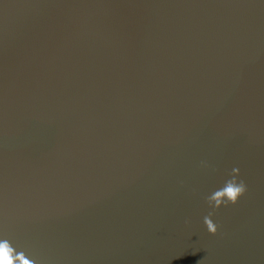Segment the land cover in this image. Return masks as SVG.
Returning a JSON list of instances; mask_svg holds the SVG:
<instances>
[{"label":"water","instance_id":"water-1","mask_svg":"<svg viewBox=\"0 0 264 264\" xmlns=\"http://www.w3.org/2000/svg\"><path fill=\"white\" fill-rule=\"evenodd\" d=\"M3 234L39 264H264V0H0Z\"/></svg>","mask_w":264,"mask_h":264},{"label":"clouds","instance_id":"clouds-1","mask_svg":"<svg viewBox=\"0 0 264 264\" xmlns=\"http://www.w3.org/2000/svg\"><path fill=\"white\" fill-rule=\"evenodd\" d=\"M202 165L207 167L204 162H202ZM239 175V168L234 167L229 173V178L224 181L222 186L214 189L204 198L211 211L203 217V223L208 233L213 236L218 232V225L212 219L216 210L221 207L236 205L248 191L247 184L243 179L238 178ZM190 222L189 219L184 221L186 225ZM0 264H39V260L14 244L7 234H3L0 237Z\"/></svg>","mask_w":264,"mask_h":264}]
</instances>
